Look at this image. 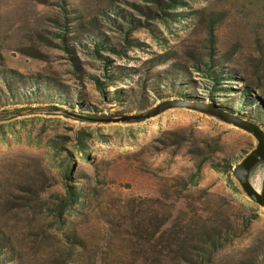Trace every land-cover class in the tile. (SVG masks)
I'll return each mask as SVG.
<instances>
[{
  "label": "rangeland",
  "instance_id": "rangeland-1",
  "mask_svg": "<svg viewBox=\"0 0 264 264\" xmlns=\"http://www.w3.org/2000/svg\"><path fill=\"white\" fill-rule=\"evenodd\" d=\"M181 1L0 0V264L180 263L131 253V226L165 215L187 227L183 253L219 233L188 264H264V206L234 174L259 136L200 107L214 63L257 98L245 111L264 133V0ZM171 83L202 105L174 102ZM243 177L264 197V156ZM66 183L82 197L58 218Z\"/></svg>",
  "mask_w": 264,
  "mask_h": 264
},
{
  "label": "trees",
  "instance_id": "trees-1",
  "mask_svg": "<svg viewBox=\"0 0 264 264\" xmlns=\"http://www.w3.org/2000/svg\"><path fill=\"white\" fill-rule=\"evenodd\" d=\"M181 0H168L167 6L170 8H175L179 4H181ZM138 21V20H137ZM139 23V21H138ZM129 28V27H128ZM65 41V37H62ZM97 39V38H96ZM125 43L128 45L132 41H129L127 38H124ZM106 43L102 39H97L95 43L93 44V54L103 59V64L107 65L109 62L108 58L103 56L100 53V50L104 47H107L105 45ZM67 49L66 45H64ZM108 48H111L112 50H115L114 47L108 46ZM118 54H121L122 51L120 49L116 50ZM91 53V52H90ZM124 54V53H123ZM204 72V77L207 78V82L209 83V87L207 88V97L209 98V103H204V106H200L202 109H209L212 110L214 114H220V115H226L229 117V119L233 120L239 117L242 119L245 123V128L247 131L251 132L254 135L260 134L264 137V133L260 130V122L262 121L260 115L258 114L261 112V110L257 107L255 111L253 112H246V107L250 106V104L254 103L257 98L254 96L251 98L249 96L250 89L248 87H244L241 90L238 91V95H232V93H236L235 90L232 89L230 85H223V84H231L230 81L233 79L232 76H230L228 73H224L222 70L215 69L214 63L206 64V66L202 69ZM121 73L119 72V77ZM113 75L105 76L111 78ZM97 83V88L102 91L104 88V81H100L99 79L95 78ZM183 83L180 84H169L166 86L168 90H170V94H172L174 102L180 104V105H188V106H199L200 104L196 99L194 101L187 102L185 99H192L189 95L184 93V90H181V86ZM9 88V86H8ZM31 91V90H29ZM230 93L231 95H228ZM32 94V93H31ZM221 94V95H219ZM159 96H162V94H159ZM163 96L165 99H170V95H166L163 93ZM219 96V97H218ZM238 96V97H237ZM43 95H41L40 98H42ZM223 97L224 99H218ZM123 99L122 94H120V90L115 91V95L113 97V101L120 103ZM178 100V101H177ZM212 104V105H211ZM259 104V103H258ZM16 105V103L14 104ZM71 107H73V104H68ZM218 107V113L216 112L215 108L213 106ZM49 108L60 111L63 110L61 107H58V105L50 104L48 105ZM262 107V106H261ZM263 111V110H262ZM5 115H2V117ZM237 117V118H236ZM86 138L83 137L82 132H78L76 135V142L79 146V150L81 152L85 151L86 147ZM246 158V157H245ZM244 158V159H245ZM242 159V161L244 160ZM241 161V162H242ZM240 162V163H241ZM239 163V164H240ZM65 177L69 178L68 171L65 173ZM77 185L66 183V194L65 197L61 199V202L58 205L57 209V216L58 218H61L64 212L71 208L74 204L80 202V198L82 197V190ZM166 219V220H165ZM164 222H161L159 220V224L157 225L154 223L146 222V220H143L142 218L138 220L134 225L131 226L130 231L127 233L129 237V242H132V252L131 253H137L142 254V256H149L152 254H156L157 256H169L171 258H181L182 261L180 263L176 264H188L193 263V258L191 254H187L185 252H190L192 250L200 251L206 246L207 243H215V241L219 238V233L217 230H213L211 232H204L203 235H199V238L196 240V242L191 245L190 247H185V252H181L180 248H182V245L186 243V228L180 221L174 220L172 221V224L167 226V222L170 221L169 215H165L163 217ZM164 227V228H162ZM160 230V234H158V230ZM186 232V233H185ZM157 235V236H156ZM80 242V241H78ZM81 242L78 244L80 245ZM180 255V256H178ZM150 259H143V264H149L147 261ZM129 264H136L128 262ZM104 264H107L104 262ZM160 264V263H159ZM165 264V263H164Z\"/></svg>",
  "mask_w": 264,
  "mask_h": 264
},
{
  "label": "water",
  "instance_id": "water-1",
  "mask_svg": "<svg viewBox=\"0 0 264 264\" xmlns=\"http://www.w3.org/2000/svg\"><path fill=\"white\" fill-rule=\"evenodd\" d=\"M258 138L260 140V145L254 149L248 156H246V158L237 165V167L235 168L234 174L236 176V178L239 180V182L241 183V185L244 187V189L248 192V194L260 205L264 206V197L258 195V193L252 191V189H250L247 184L246 181L243 177V173L245 171V169L254 161L256 160L258 157L260 156H264V137L260 134H258Z\"/></svg>",
  "mask_w": 264,
  "mask_h": 264
}]
</instances>
